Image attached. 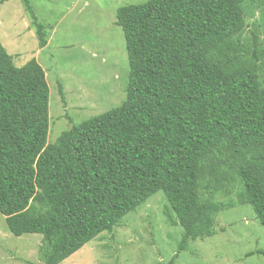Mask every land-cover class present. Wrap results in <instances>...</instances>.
I'll return each instance as SVG.
<instances>
[{"label":"trees","instance_id":"obj_1","mask_svg":"<svg viewBox=\"0 0 264 264\" xmlns=\"http://www.w3.org/2000/svg\"><path fill=\"white\" fill-rule=\"evenodd\" d=\"M22 1L41 48L44 25ZM115 23L129 63L124 101L52 143L44 69L35 58L14 65L0 41L8 230L40 234L41 264H59L160 190L167 219L183 229L163 263L173 264L189 241L214 233L220 206L203 199V182L218 190L229 173L264 228V86L232 44L248 27L239 0H146L119 7Z\"/></svg>","mask_w":264,"mask_h":264},{"label":"rangeland","instance_id":"obj_2","mask_svg":"<svg viewBox=\"0 0 264 264\" xmlns=\"http://www.w3.org/2000/svg\"><path fill=\"white\" fill-rule=\"evenodd\" d=\"M146 0H30L37 22L44 25L46 44L38 46L36 25L22 0L0 4V41L14 65L31 58L42 66L49 87L47 142L74 124L120 105L126 97L129 63L116 11ZM248 22L233 46L254 66L264 86V0H239ZM255 36V43L253 38ZM218 190L203 182V199L219 204L214 233L189 241L173 264H264V228L233 173ZM209 183V188L207 185ZM169 203L156 191L111 232H102L59 264H163L177 250L183 229L171 223ZM41 235H13L0 213V264H41Z\"/></svg>","mask_w":264,"mask_h":264}]
</instances>
